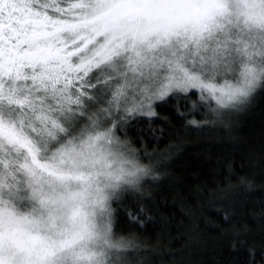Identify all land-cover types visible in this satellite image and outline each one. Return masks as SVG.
Wrapping results in <instances>:
<instances>
[{
  "label": "snow or ice",
  "instance_id": "6c2138e0",
  "mask_svg": "<svg viewBox=\"0 0 264 264\" xmlns=\"http://www.w3.org/2000/svg\"><path fill=\"white\" fill-rule=\"evenodd\" d=\"M261 94L264 0H0V264H137L159 171L144 126L168 105L223 122ZM208 206L218 222L184 215L221 230L218 264H264L240 201Z\"/></svg>",
  "mask_w": 264,
  "mask_h": 264
},
{
  "label": "trees",
  "instance_id": "16d2710c",
  "mask_svg": "<svg viewBox=\"0 0 264 264\" xmlns=\"http://www.w3.org/2000/svg\"><path fill=\"white\" fill-rule=\"evenodd\" d=\"M157 112L159 122L144 126L159 171L143 188L154 210L139 233L145 254L137 253V264H218L228 255L221 230L203 222L194 227L184 215L185 205L202 209L203 217L216 223L221 214L209 203L223 205L234 197L242 204L233 218L237 239L259 246L264 242V94L247 110L200 127L178 119L173 105ZM122 226H128L126 220Z\"/></svg>",
  "mask_w": 264,
  "mask_h": 264
},
{
  "label": "rangeland",
  "instance_id": "374dc122",
  "mask_svg": "<svg viewBox=\"0 0 264 264\" xmlns=\"http://www.w3.org/2000/svg\"><path fill=\"white\" fill-rule=\"evenodd\" d=\"M148 179V178H147Z\"/></svg>",
  "mask_w": 264,
  "mask_h": 264
}]
</instances>
